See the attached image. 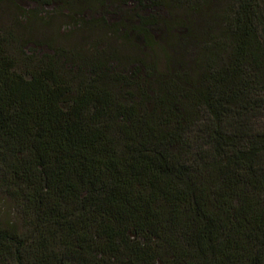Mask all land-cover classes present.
Segmentation results:
<instances>
[{
    "label": "trees",
    "instance_id": "obj_1",
    "mask_svg": "<svg viewBox=\"0 0 264 264\" xmlns=\"http://www.w3.org/2000/svg\"><path fill=\"white\" fill-rule=\"evenodd\" d=\"M17 1L80 39L0 32V264H264V0Z\"/></svg>",
    "mask_w": 264,
    "mask_h": 264
},
{
    "label": "rangeland",
    "instance_id": "obj_2",
    "mask_svg": "<svg viewBox=\"0 0 264 264\" xmlns=\"http://www.w3.org/2000/svg\"><path fill=\"white\" fill-rule=\"evenodd\" d=\"M20 8H23L22 12L17 14L14 12L11 6L3 7L0 9V32L2 30H12L17 37L21 34L19 27L15 26L17 18H19V23L21 25H26L25 23L30 20L28 17L30 13H35L38 19H41L44 23H49L47 29H33L31 25V30L28 29L27 35L31 39H45L48 43L49 48L57 47H67L70 43L78 42L80 39L79 34H77V29L74 28V21L66 18L67 14L63 10H58L55 7H39L35 6L32 2L17 1ZM18 16V17H17ZM25 19V20H24ZM76 32L77 35H74ZM75 36V39H68L70 36ZM91 43L89 41L85 42L82 46L85 50H89ZM16 53H19L16 50ZM27 55L31 52L27 51ZM160 66L163 65V59L160 57ZM23 69V68H20ZM19 215L15 207V202L9 195L3 192L0 186V222L4 225L18 223Z\"/></svg>",
    "mask_w": 264,
    "mask_h": 264
}]
</instances>
